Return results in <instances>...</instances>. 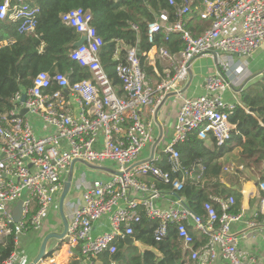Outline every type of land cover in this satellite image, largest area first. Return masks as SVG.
<instances>
[{"label":"built area","instance_id":"2783aa9c","mask_svg":"<svg viewBox=\"0 0 264 264\" xmlns=\"http://www.w3.org/2000/svg\"><path fill=\"white\" fill-rule=\"evenodd\" d=\"M199 1L203 5L201 18L212 20L200 35L186 23L192 0L181 4L170 0L177 8L173 22L162 11L149 23L150 42H155L159 32L166 36L180 33L185 42L176 54L159 47L171 69L157 85L146 75L139 49L127 48L125 61L116 67L123 94L117 92L102 63L105 42L92 23V12L77 7L62 14V21L79 34L78 40L86 37L70 51V58L92 77L71 83L64 73L39 72L31 87L16 94L13 108L1 115L0 242L13 235L19 244L24 234L42 229L49 208L63 193L70 167L79 162L108 175L85 186L84 204L73 212L63 243L76 248L90 264H96L100 256L116 254L120 241L134 238V226L144 216L157 222V241L168 235L170 224L177 225L184 264L255 263V258L244 257L238 246L246 233L232 230V223L240 217L229 212L234 196L215 198L221 213L211 201L204 203L205 212L200 215L188 206L181 191L187 181H200L204 166L200 161L184 165L179 147L194 133L218 147L231 138L236 127L231 115L242 102L225 96L241 86L248 57L264 43V0ZM39 13L40 7L30 0H0V22L16 23L20 33H35ZM203 56L215 60L216 72L206 77L203 94L188 96L183 89L193 62ZM23 94L27 95L24 102ZM170 94L180 102L173 134L163 141L158 139L154 117ZM23 109H27L24 115ZM162 164L170 169L164 170ZM154 180L168 184L169 189L159 188ZM259 188L264 192V182ZM19 201L21 215L16 221ZM260 206L264 214V196ZM103 219L109 227L96 233V223ZM250 225L264 229V220ZM196 233L208 238L199 247ZM58 256L54 253L48 263L61 264ZM2 264L26 261L14 252Z\"/></svg>","mask_w":264,"mask_h":264},{"label":"trees","instance_id":"16d2710c","mask_svg":"<svg viewBox=\"0 0 264 264\" xmlns=\"http://www.w3.org/2000/svg\"><path fill=\"white\" fill-rule=\"evenodd\" d=\"M181 4L183 0H175ZM40 7L35 33H20L16 23L0 22V123L1 115L13 108V99L17 93L31 87L34 77L42 71L51 74L64 73L71 83L90 79L91 72L70 58V51L75 47L79 34L72 26L62 21V14L71 9L82 7L93 14V25L104 38L101 59L105 70L115 85L117 92L123 94V84L117 75L118 63L125 61L128 47H137L141 54V65L149 79L156 76L154 67L147 61V53L155 45L164 47L171 54L180 52L185 42L180 33L166 36L159 32L155 42L148 38V25L155 21L162 11H166L169 20L176 19L177 8L170 0H30ZM203 5L199 0H192L186 16L187 27L195 35L208 29L211 19H202L200 12ZM136 26L137 28H135ZM242 105H238L231 115V122L236 126L229 141L218 147L212 146L192 134L190 139L179 147L183 163L191 166L200 161L204 166L199 182L187 181L181 194L191 210L204 214V203L213 202L221 213L220 204L215 198L235 197V203L229 209L233 215L240 214L243 204L242 187L244 181L256 177L264 182V73L251 85L240 92ZM237 151V162L243 169L235 173L224 172L223 159ZM169 170L168 165H161ZM200 174L196 172L195 175ZM253 176V177H252ZM161 189L169 185L154 180ZM264 196L262 190L258 197ZM157 222L143 217L134 226V238L153 247L131 257L126 264H184L185 252L178 236L177 225L170 224L168 235L161 241L154 237ZM200 239L196 247L206 243L208 238L195 235ZM18 244L13 235L0 242V264L16 252ZM119 250L112 259L124 257V241L118 244ZM135 247V246H134ZM53 253L49 255L51 257ZM64 264V263H63ZM73 264H77L74 261Z\"/></svg>","mask_w":264,"mask_h":264},{"label":"crops","instance_id":"0c3cea01","mask_svg":"<svg viewBox=\"0 0 264 264\" xmlns=\"http://www.w3.org/2000/svg\"><path fill=\"white\" fill-rule=\"evenodd\" d=\"M263 45H264V43L262 44V46ZM147 61L151 66L154 67V71L156 73V76L154 78L150 79V81L153 85H157L165 77L166 72L171 69L170 60L163 57L159 53V47L155 45L147 53ZM203 64L204 65L207 64V66L205 67ZM247 65H248V73H246L241 78V86L238 87L239 89L237 87L232 88L233 90H235L237 92H241L244 88H246L247 86L254 83L264 73V50L259 55L257 60L253 61L252 58L248 59ZM215 72H216V63L212 57L203 56V57L196 59L193 62L192 71L190 73V78H189L188 82L185 84L183 92L188 96H196V95L203 94L205 92L206 77H208L211 74H214ZM228 98L230 100H232L231 98H233L234 100H235V98H238L241 101L240 94H238V95L232 94V97L231 98L228 97ZM179 102H180V100H179L178 96H176V95L170 96L166 100V102L162 105V108L159 110V112L156 114V116L154 117L155 121H156V133L158 134L159 140L160 139H162L163 141L168 140L172 136ZM206 144L209 146H212L211 141L206 142ZM73 170H74V167H73ZM68 175H69V172H68ZM107 176L108 175L105 173L103 178H106ZM148 179L152 180L151 178H148ZM93 180L84 186H86V187L90 186L91 183L93 182ZM242 183H243V187H242V194H243L242 210L240 212V215H238L240 217L232 223V230L234 233H241V232L246 233V237L241 238L239 241V244H238L239 248L243 252L244 257L252 256L255 258L254 264H264V229H260L258 227H252L250 225V223H259V222L264 220V214H261L260 199L258 197V194L260 191V188H259L260 182H259V180L251 179L249 181H244ZM60 197L57 200V201H59V204H60ZM75 210L76 209H74L70 212L69 217L72 216V214ZM59 211H60V206H59ZM62 222L63 221H62V217H61V224H62ZM44 227H45V225L42 227V229ZM108 227H109V223L106 219L100 220L99 222L96 223L95 232L100 233V232L108 229ZM36 232H39V231L28 232V233L24 234L20 238V240L23 237L27 236L28 234L36 233ZM48 233H50V232L45 233V236ZM196 235H198V233H196ZM45 236H44V238H45ZM198 236H200V235H198ZM44 238H43V240H44ZM43 240L41 241V244H42ZM198 240H200V239H198ZM134 241H135L134 245H128L124 240V246L125 247L126 246L127 247L135 246V247H139V249L141 251H145L142 249V247H140V245H141L140 241H137L135 238H134ZM20 243H21V241H20ZM63 243L58 244L57 250L53 252V255L56 252L59 253L58 257H61L59 259V263L68 264L69 263L68 260H71V261L73 260V261H76L77 264H90L89 261L85 259V257L80 255L79 251L76 248L69 246L66 243L65 244H63ZM41 244H40V247H41ZM35 245H37L36 242L31 244V246H30L31 249ZM40 247H39V251H40ZM24 251H25L24 249L21 250V252H24ZM39 251H38V253H39ZM29 253H30V250H27V256H24L22 258V260L24 262L26 261V264H30L34 260V258L38 255V253H37V255L32 259V261L29 262V260L32 258L31 255H29ZM51 257H48L47 259H45L44 262L47 260L49 261L51 259ZM107 257L111 258L112 256L103 255V256H100L99 259L100 258H107ZM62 258L64 259L63 261L61 260ZM48 261L46 264H50V263H48Z\"/></svg>","mask_w":264,"mask_h":264},{"label":"rangeland","instance_id":"374dc122","mask_svg":"<svg viewBox=\"0 0 264 264\" xmlns=\"http://www.w3.org/2000/svg\"><path fill=\"white\" fill-rule=\"evenodd\" d=\"M263 50H264V45L260 47L258 50H256L254 53H252L251 56L248 57V59L252 58L253 61L257 60V58L263 52ZM244 58L246 57H243V59ZM204 66L206 67L207 64H205ZM247 73H248V70H247ZM237 93L240 94V92H237L231 89L227 91V96H225V99H229L228 97L231 98L232 94L238 95ZM231 99L234 100L233 98ZM162 144H160V148H162L163 146ZM237 157H238V154H237V151H235L234 153L227 155L223 159L224 172L226 174L227 172L235 173L237 169H243L244 166L237 162ZM104 175H105L104 171H101L100 169H97V168H93L89 165L81 164L79 162L74 165L72 187L64 202V213L67 216V219L69 222L72 219V216L69 217L70 212L84 204V201H83V191L85 187L84 185L88 184L90 181H92L95 178H103ZM253 179L256 180V177ZM44 225L45 227L41 231L36 232V233H30L20 240L21 243L18 244V247L16 250L17 254L20 256V260H22L24 256H27V250H30L29 255H31L32 258L29 260V262L32 261V259L37 255L39 251V247H40L41 241L43 240L45 236V233L63 230V225L61 224V214L59 211V201L56 200V202L52 204L51 207L49 208L48 213L44 218ZM34 242H36L37 245L33 246L31 249L30 246ZM56 242H57L56 239H52L50 241L48 245L49 251L53 249ZM23 249L25 251L21 252V250ZM122 253L124 257L119 260H114L108 257L100 258V259L98 258L96 260V264H126L131 257L138 256L140 254L139 250L134 246L132 247L124 246L122 249Z\"/></svg>","mask_w":264,"mask_h":264},{"label":"water","instance_id":"95a60500","mask_svg":"<svg viewBox=\"0 0 264 264\" xmlns=\"http://www.w3.org/2000/svg\"><path fill=\"white\" fill-rule=\"evenodd\" d=\"M85 40H86V37L85 36H82L80 38V40H78V41L75 42V47L82 45L85 42ZM139 53H140V50H139ZM172 95H174V94L168 95L167 99L170 96H172ZM26 99H27V95L26 94H23L22 101L24 102V101H26ZM165 102H163V104ZM162 105H161V107L159 109L162 108ZM26 112H27V109H23L21 113L24 115V114H26ZM155 147H156V144L153 146V151H154ZM73 167H74V164L70 167L69 175L67 177V180L65 181V187H64L63 193H62V195L60 197V204H59V206H60V213H61V217H62V221H63V230L62 231H52V232L48 233L45 236V238H44V240H43V242L41 244L40 251H39L38 255L34 258V260L30 264H40L42 261H44L45 259H47L51 253H53L54 251L57 250L58 244H61V243L64 242V240H65V238L67 236L68 227H69V221L67 219V216L64 213V202H65V199H66L67 195L69 194V192L71 190V187H72ZM21 208H22V201H19L18 204H17V208L15 210V213H14V219L16 221H18L19 218H20ZM52 239H56L57 240V242L55 244L56 247L54 246L53 249H51L49 251L48 250V245H49V243H50V241ZM125 242L128 245H134L135 244V241H134V238L133 237H127L125 239ZM140 247H142L143 250H152L154 252H157L155 248L150 247L148 245H145L143 243H141Z\"/></svg>","mask_w":264,"mask_h":264},{"label":"flooded vegetation","instance_id":"af4514ba","mask_svg":"<svg viewBox=\"0 0 264 264\" xmlns=\"http://www.w3.org/2000/svg\"><path fill=\"white\" fill-rule=\"evenodd\" d=\"M62 225H63V222H62Z\"/></svg>","mask_w":264,"mask_h":264},{"label":"bare ground","instance_id":"6f19581e","mask_svg":"<svg viewBox=\"0 0 264 264\" xmlns=\"http://www.w3.org/2000/svg\"><path fill=\"white\" fill-rule=\"evenodd\" d=\"M58 262H59V260H58Z\"/></svg>","mask_w":264,"mask_h":264}]
</instances>
